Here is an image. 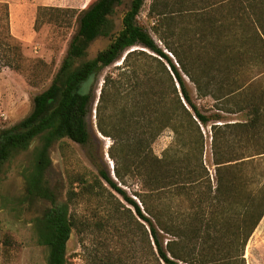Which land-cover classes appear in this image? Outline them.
Wrapping results in <instances>:
<instances>
[{"label":"trees","instance_id":"trees-1","mask_svg":"<svg viewBox=\"0 0 264 264\" xmlns=\"http://www.w3.org/2000/svg\"><path fill=\"white\" fill-rule=\"evenodd\" d=\"M123 1L95 0L79 13L49 86L33 97L24 119L0 131V185L6 164L36 142L22 170V202L47 204L32 220L36 243L46 249V264H67L74 222L50 153L65 139L89 143L86 118L97 76L125 51L139 47L146 52H128L117 74L103 79L95 111L98 132L113 141L118 153L109 151L116 180L142 177L148 190L135 194L141 211L99 173L134 213L115 208L122 250L115 252V262L106 258L101 264H139L130 254H139L140 247L129 243V252L124 249L129 237L137 241L141 236L139 221L148 229L147 264H245L244 248L264 215V173L259 171L264 164V96L243 86L240 77L248 63H264V0H152V31L177 67L137 23L145 0H129L115 33L112 17ZM99 38L110 42L87 59L89 46ZM185 78L197 98L212 100L208 111L194 103ZM231 113H240L243 120L226 123L223 115ZM200 127L211 132L212 181L203 163ZM165 130L173 134L172 142L156 157L151 147ZM179 197L186 203L184 211L172 207ZM163 235L171 237L165 245Z\"/></svg>","mask_w":264,"mask_h":264},{"label":"rangeland","instance_id":"rangeland-1","mask_svg":"<svg viewBox=\"0 0 264 264\" xmlns=\"http://www.w3.org/2000/svg\"><path fill=\"white\" fill-rule=\"evenodd\" d=\"M95 0H0V131L8 129L31 111L33 97L45 90L66 54L71 37L77 29L79 13ZM152 0H145L137 23L163 49L177 67L173 56L161 45L152 28L154 18L148 15ZM129 0L116 9L112 17L115 33L120 30L121 17ZM18 28V31H15ZM109 39L99 38L87 50V59L93 58L109 44ZM136 47L128 49L112 66L103 69L94 84L95 100L86 118L90 141L85 146L69 140L56 143L50 153L54 177L59 182L62 201L68 204L74 230L67 243V264H101L106 258L115 262V252H121V245L115 233V208L123 210L129 206L112 191L101 178L106 174L133 200L141 211V202L136 193L144 194L147 188L144 178L135 175L125 177L124 183L115 178V161L110 150L118 156L109 138L98 132L96 107L103 79L117 74L124 56ZM146 67V66H145ZM243 86L252 87L256 94L264 96V63H248L240 77ZM190 95L201 111H208L210 98H197L193 85L185 78ZM233 109V108H232ZM234 110V109H233ZM228 124L243 120L240 113L225 114ZM204 139L203 163L212 181L214 166L210 150V128L200 127ZM173 134L165 130L152 144V151L160 157L172 142ZM32 143L29 150L6 164L0 185V264H46V249L38 246L32 228V220L47 206L44 202L32 205L22 202L24 184L22 170L32 160ZM257 160V157H253ZM264 164L260 167L263 172ZM120 205L123 208H120ZM172 207L184 211L186 203L179 199ZM131 213L134 215L131 208ZM129 216L128 213H126ZM143 215H146L143 212ZM133 223V222H132ZM140 237H129L124 243L125 252L131 246L140 247V253L131 255L133 262L147 264L144 248L147 247L145 232L147 225L139 221ZM171 237L163 235V244ZM130 243V245H129ZM129 245V247H128ZM132 248V249H133ZM245 264H264V215L250 236L244 248Z\"/></svg>","mask_w":264,"mask_h":264},{"label":"crops","instance_id":"crops-1","mask_svg":"<svg viewBox=\"0 0 264 264\" xmlns=\"http://www.w3.org/2000/svg\"><path fill=\"white\" fill-rule=\"evenodd\" d=\"M17 29H18V28H16V30H15V31H18Z\"/></svg>","mask_w":264,"mask_h":264},{"label":"water","instance_id":"water-1","mask_svg":"<svg viewBox=\"0 0 264 264\" xmlns=\"http://www.w3.org/2000/svg\"><path fill=\"white\" fill-rule=\"evenodd\" d=\"M142 51L146 52L145 50L142 49Z\"/></svg>","mask_w":264,"mask_h":264}]
</instances>
